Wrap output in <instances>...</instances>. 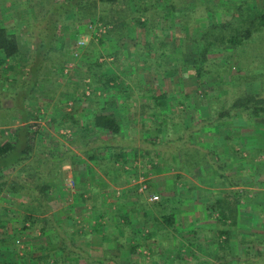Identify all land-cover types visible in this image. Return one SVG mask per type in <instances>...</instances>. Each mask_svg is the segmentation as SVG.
I'll list each match as a JSON object with an SVG mask.
<instances>
[{
    "label": "rangeland",
    "instance_id": "1",
    "mask_svg": "<svg viewBox=\"0 0 264 264\" xmlns=\"http://www.w3.org/2000/svg\"><path fill=\"white\" fill-rule=\"evenodd\" d=\"M254 1L256 4H262V0ZM32 3L38 7L29 6L25 10L28 9L30 12L28 15H31L34 20L37 15L35 11L42 10L44 5L42 0H33ZM221 8V14L226 13L223 4ZM76 23V28L81 33L77 37L65 39L64 49L67 52V61L63 66L64 77L61 78V82L59 81V87L54 95L35 92L31 97L32 104L27 107L29 111L44 112V114L45 112H103L107 107V103H105L107 99L109 104H115L112 108L108 105L107 109L111 112H134V118L137 119L135 127L141 132L146 129L140 125L144 116L148 117L149 112H160L157 116H151L150 134L162 142L170 131L176 130V134L179 135L184 131L186 125L199 122L203 112H212L214 104L229 105L236 92L253 93L261 90V77L241 80L235 77L238 63L234 62L230 64V69L222 75L215 73L198 82L193 76V67L197 57L194 44L188 39L178 44L176 36L173 34L171 41L169 40L171 43L167 45V51L171 49V53L166 57L168 60L165 64L163 63V66L169 69L173 65L171 72H174V75L172 77L164 76L160 78L161 80L158 76H155V79L152 78L150 68L153 67V63L150 64V61L148 64H141V57L134 56L133 51L128 53L130 58L124 56L121 51L116 53L117 58L113 55H106L108 51H111L109 38L107 45L97 47L100 54L98 62L102 64L98 70L102 74L117 76L116 81L123 84V89H125H122V92L110 89L106 95H101L102 83L93 81L91 78L97 69L90 65V61L82 59V56L85 52L89 53L91 50L89 43L96 42V38L106 28L103 24L90 20L77 21ZM20 27L18 24L16 28L13 26L11 29L18 32L21 36L20 40L24 41L26 33ZM83 31L88 33H82ZM185 36V38L190 37L188 33ZM215 58H219V56ZM174 59L175 62H173ZM12 63L11 60H8L2 67L0 66V93L6 92L10 87L11 74L14 72ZM256 64L254 61L251 63L252 69H255ZM140 81L144 84H141ZM148 81L151 84H148ZM153 91L156 92V96L161 92L166 94V105L155 109L151 97ZM117 94L122 96L117 98ZM6 102L9 104L10 100ZM156 121L158 122L157 126L153 124ZM13 128L10 126V129ZM6 138L11 141L13 132L7 130L4 137L0 138V143ZM192 138V144H199L202 148H207L211 151L210 156H213V159L220 158L223 171L228 165V175L239 174L234 182L237 183L239 189L247 190L246 196L253 195L248 199L239 193H237L238 195L233 194V197L238 201L235 202V199H231V197L232 191L237 189L231 188V185H228V188L224 186L225 183L221 182L223 179L220 180L213 175L214 173H210L213 171L207 166L209 163L197 156L190 158L198 163L187 171L188 165L185 163L184 149L177 150L175 154L171 153L169 157L160 155L158 157L155 153L144 155L138 151L136 162L139 165H135L137 168L134 170L128 167L130 173H136V176L133 175V178H129V183L132 184L130 185L132 187L134 184H139L135 191L138 196H136L137 199L133 196L134 198L132 197L127 205L129 213H131L129 214L130 222L135 229L134 237L129 242L130 246H136V250L133 253L128 252V249L121 250V263L264 264V259L255 262L237 261L235 256L233 258L230 253V248H219L218 244H223L220 242L221 240L226 241L228 236L231 237L229 230L226 231V234H219L220 230H224L223 222L231 224L235 220L230 216L219 220L218 210L215 209L214 204L216 199H224L225 204H228L232 211L237 213V217L238 215L241 217L240 220L238 219L239 224L243 222L249 224L252 215L255 217L257 199L254 198V192H259L264 188V120L259 118L248 120L244 116L237 115L230 119L215 121L214 124L199 129ZM253 139L256 142L254 145L250 144ZM248 146L260 149L258 155L253 156L249 152ZM130 159L135 161L134 157ZM152 171L154 176H152ZM191 183L194 187L190 186ZM141 186L142 190L138 191ZM226 189L227 197H223V191ZM132 192L135 193L134 190ZM2 193L0 191V194ZM153 196L155 197L153 198ZM0 199H2L1 196ZM134 202H139L140 206H134ZM169 214L173 215L172 226L160 222L164 215ZM135 216L136 218H134ZM259 218L264 223V210L261 211ZM174 226L179 227L178 231L174 229ZM127 228L129 232L130 227L127 226ZM239 231L235 230L234 236H237ZM249 233L248 230H241L239 237L244 239L247 236L252 239V242L259 241L260 244L255 242L257 246L263 244L261 239L264 236H260V238L258 235L264 232H256V234L248 236ZM122 241L124 242V240ZM15 250L14 254L21 256L19 252L22 247L19 250L15 248ZM221 253L220 256H223V259L219 260L217 257ZM222 260L224 263L220 262ZM44 262L45 264H58L53 261L52 256ZM27 263L35 262L28 261ZM68 264L76 263L69 262ZM78 264L85 263L81 261Z\"/></svg>",
    "mask_w": 264,
    "mask_h": 264
},
{
    "label": "trees",
    "instance_id": "2",
    "mask_svg": "<svg viewBox=\"0 0 264 264\" xmlns=\"http://www.w3.org/2000/svg\"><path fill=\"white\" fill-rule=\"evenodd\" d=\"M222 4L226 13L221 14ZM43 5L42 10L35 11L37 14L35 19L28 20L21 27L26 33L25 45L21 42L18 32L10 31L0 23V66L11 60L14 71L11 74L9 89L0 93V124L12 122V116L19 121L14 142L4 140L0 143V168L8 165L9 162L22 161L29 155L32 150V139L29 133L30 125L27 122L30 111L27 107L31 97L35 92L55 94L60 85L59 81L61 82V78L64 77L62 70L67 61V52L64 49L65 39L77 37L81 33L76 28L77 21L90 20L94 23L99 22L106 28L96 38V42L89 43L91 47L89 53L85 52L86 49L82 56V59L90 61V65L95 66L97 70L102 66L98 62L100 54L97 47L107 45L109 38L111 51H108L106 55L117 58L116 53L121 51L124 56L129 57L128 53L133 51L134 56L141 57V64H148L150 61V64L153 63V67L150 68L153 79L155 76L159 79L164 76L172 77L173 65L166 69L163 63L165 64L168 60L166 57L171 53V49L167 51V45L171 43V37L174 34L178 44L183 43L185 39L194 44L197 57L193 76L198 82L215 73L222 75L230 69L232 62L238 63L235 75L237 79L261 77V90L253 93L236 92L227 106L224 103L214 104L212 112H203L199 122L190 123L184 127L174 147L168 140L163 145L152 141V144L149 143L151 146L145 150L149 153L151 149L159 148V153L166 156L174 150L176 152L178 149H184L187 171L198 163V161L190 160L191 157L197 156L209 163V168L213 171H209L211 174L214 173L213 175L217 178L225 180V170L223 171L220 158L212 159L211 151L194 144L189 145V143L196 131L214 124L215 121L230 119L237 115L244 116L248 120L254 118L264 120V0L260 5L254 0H53L50 4L43 2ZM31 6L38 7L34 3H31ZM186 33L190 36L189 38H185ZM217 56L219 58H215ZM253 61L257 63L255 69L251 67ZM97 70L93 72L91 78L93 81L102 83L101 95H106L110 89L122 92L123 84L116 81L117 76L102 74L100 70ZM155 93L153 91L151 97L155 109H158L166 105L167 96L163 92L157 96ZM93 95H95L94 92ZM119 96L122 95L117 94V98ZM6 100H10V103L8 104ZM105 103L107 107L110 105V108L115 105L109 104L107 99ZM91 121L97 129L111 134L109 140H102L101 143L114 151L111 156L112 162L123 161L125 156L123 149L126 146L119 139L120 124L115 115L96 113ZM228 183L231 182L228 180ZM232 192L237 194L234 190ZM235 202H238L237 199ZM214 204L215 209L218 210L219 220H224L228 216L232 217L233 211L228 204H225L224 199H216ZM136 206H140L139 202ZM118 212L117 210L108 215L107 220L116 223L115 216ZM123 220L130 227L124 242L116 234L105 237L109 239V243L119 246L118 251L128 249V252L133 253L136 246H130L129 241L133 239L135 229L129 216L124 217ZM160 222L172 226L173 215H164ZM174 229L178 231L179 227L174 226ZM124 233L126 231H123ZM220 233L227 232L220 230ZM57 237V247L62 251V261L58 264H65L63 259L67 260L72 251L85 264H125L116 260L117 256H110L111 253L95 257L82 248L68 246L65 236L57 235ZM24 256L13 258L0 256V264H28L25 263ZM31 259L30 257L26 260L28 262ZM39 264H45V262L39 261Z\"/></svg>",
    "mask_w": 264,
    "mask_h": 264
},
{
    "label": "crops",
    "instance_id": "3",
    "mask_svg": "<svg viewBox=\"0 0 264 264\" xmlns=\"http://www.w3.org/2000/svg\"><path fill=\"white\" fill-rule=\"evenodd\" d=\"M32 1L0 0V23L13 31L11 27L16 28L18 24L23 27L27 20L33 21L31 15H28L30 13L28 9L25 10L26 7L31 6ZM42 1L50 4L53 0ZM21 42L25 45L24 41ZM11 80L12 77L10 82ZM140 83L144 84L142 81ZM147 83L151 84L149 81ZM31 104L30 100L29 105ZM105 109L103 113L114 114L120 124L119 139L126 146L123 149L125 153L123 161L112 162L111 156L114 151L101 143L102 140H109L111 134L97 129L92 124V117L101 112H45V114L44 112H28L27 122L30 125L32 150L22 161L9 162L8 165L0 168V191L3 192L0 194L2 198L0 199V224H3L0 225V256L13 258L17 256L14 255L15 248L19 250L22 247L19 254L26 256L23 258L25 263L30 257L32 258L30 261L36 264L50 259L51 256L55 263H60L62 251L57 247V235H62L67 238L66 244L70 247L82 248L95 257L111 253L110 256L118 255L116 260L122 261L121 250L115 249L118 245L109 243V239L105 236L112 237L116 234L123 240L128 236V233L123 234V231L128 232L123 219L131 214L127 205L133 196H138L135 191L139 186V184L130 186L132 184L129 183V178L136 176V173H130L128 167L134 170L137 168L135 165H139L136 162L138 151L144 155L155 153L162 157H169L171 153L175 154V150L166 156L159 153V148L151 149L149 153L145 150L151 146L152 141L163 145L168 140L174 147L180 139V134L177 135L176 130L170 131L162 142L151 136V116H157L160 112H149L148 117L144 116L140 125L146 129L141 132L135 127L137 119L134 118V112H111ZM15 118L12 116V122L0 124L1 139L9 130L13 132L11 141L14 142L19 124ZM153 124L157 126L158 122ZM10 126L14 128L10 129ZM192 139L189 145H192ZM250 144H256L255 139ZM194 145L199 146V144ZM248 148L253 156L258 155L260 149L251 148V146ZM131 157H134L135 161L131 160ZM211 158L213 159V156ZM204 165L207 164L204 163ZM207 166L209 167V164ZM227 166L224 179H228L230 184H233L230 187L237 189L234 190L236 193L248 197L245 194L247 190L239 189L234 182L239 174L228 175ZM154 175L153 173L152 176ZM69 180L74 184L72 187L68 185ZM228 180L227 182L221 180L227 188L230 185ZM190 186L194 187L193 183ZM133 190L135 193L132 192ZM141 190L142 186L138 191ZM225 191L227 189L223 191V197H227ZM254 193V198L257 199L255 217L252 215L249 224L247 222L239 224L241 217L239 215L237 217V213L233 211L232 218L235 221L231 224L223 222L224 230L231 231V237H228L226 241L221 240L223 244H218L220 249L230 248L233 258L235 256V259L241 262L264 259V238L261 239L263 244L257 246L256 243L260 244L259 241L252 242V239L247 236L244 239L239 237L241 230H248L250 232L248 236L256 232H264V223L259 218L261 211L264 210V188ZM251 195L253 194H249L248 199ZM233 198L232 192L231 199ZM136 204L137 202H134V206ZM117 210L119 211L117 214L119 217L115 216L117 222H109L108 215ZM235 230H240L237 236H234ZM258 236H264V233ZM220 255L222 253L217 257L219 260L223 259ZM68 257H66L67 260L63 259L65 264L69 262L78 264L83 261L73 251ZM220 262L224 263L223 260Z\"/></svg>",
    "mask_w": 264,
    "mask_h": 264
},
{
    "label": "built area",
    "instance_id": "4",
    "mask_svg": "<svg viewBox=\"0 0 264 264\" xmlns=\"http://www.w3.org/2000/svg\"><path fill=\"white\" fill-rule=\"evenodd\" d=\"M68 185L72 187V186H73V182L69 180V181H68ZM154 197H155V196H153V198H154ZM150 199H151V198H150Z\"/></svg>",
    "mask_w": 264,
    "mask_h": 264
}]
</instances>
